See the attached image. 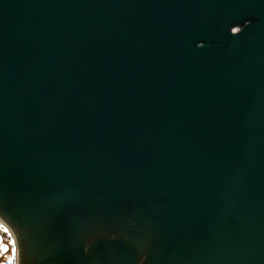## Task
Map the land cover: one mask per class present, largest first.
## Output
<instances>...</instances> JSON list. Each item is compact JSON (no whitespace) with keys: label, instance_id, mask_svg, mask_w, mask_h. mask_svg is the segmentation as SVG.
Returning a JSON list of instances; mask_svg holds the SVG:
<instances>
[{"label":"water","instance_id":"water-1","mask_svg":"<svg viewBox=\"0 0 264 264\" xmlns=\"http://www.w3.org/2000/svg\"><path fill=\"white\" fill-rule=\"evenodd\" d=\"M0 219L18 264H264V0H0Z\"/></svg>","mask_w":264,"mask_h":264},{"label":"rangeland","instance_id":"rangeland-1","mask_svg":"<svg viewBox=\"0 0 264 264\" xmlns=\"http://www.w3.org/2000/svg\"><path fill=\"white\" fill-rule=\"evenodd\" d=\"M7 228L2 225L0 227V264H8L9 259H12L13 250L15 249L14 237L9 230L5 232L3 229ZM8 229V228H7ZM7 248L8 251L4 252L3 249Z\"/></svg>","mask_w":264,"mask_h":264},{"label":"built area","instance_id":"built-area-1","mask_svg":"<svg viewBox=\"0 0 264 264\" xmlns=\"http://www.w3.org/2000/svg\"><path fill=\"white\" fill-rule=\"evenodd\" d=\"M0 225H3L5 227H7L4 222L0 219ZM8 228V227H7ZM8 230L10 231V229L8 228ZM11 232V231H10ZM12 264H18V259H17V251L16 248L14 249V255L12 256Z\"/></svg>","mask_w":264,"mask_h":264},{"label":"snow or ice","instance_id":"snow-or-ice-1","mask_svg":"<svg viewBox=\"0 0 264 264\" xmlns=\"http://www.w3.org/2000/svg\"><path fill=\"white\" fill-rule=\"evenodd\" d=\"M0 227H2V225H0ZM5 232H7L8 231V229L7 228H4L3 229ZM3 251L4 252H7L8 251V249L7 248H4L3 249ZM13 255H14V250H13ZM8 264H12V260H11V258L9 259V261H8Z\"/></svg>","mask_w":264,"mask_h":264}]
</instances>
